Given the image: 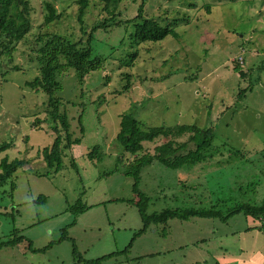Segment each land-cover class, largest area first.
I'll use <instances>...</instances> for the list:
<instances>
[{
  "label": "rangeland",
  "instance_id": "374dc122",
  "mask_svg": "<svg viewBox=\"0 0 264 264\" xmlns=\"http://www.w3.org/2000/svg\"><path fill=\"white\" fill-rule=\"evenodd\" d=\"M44 1L53 3L58 20L44 24ZM29 2L30 31L0 68V143L11 144L0 159L26 160L0 187V241L15 230L38 250L23 241L3 246L0 264H85L110 253L115 255L100 264H264V217L174 218L133 238L142 226L134 177L125 173L133 155L115 141L120 115L129 111L146 128L173 127L174 141L188 138L178 125L213 128L206 162L173 169L154 161L142 168L137 189L149 198L147 213L212 205L226 212L242 202L259 204L264 0H145L144 15L177 33L158 42L133 41V24L124 23L137 15L141 0H122L114 16L91 0L81 19L75 0ZM110 17L111 24L96 30L91 42L104 57L101 68L82 80L73 70L58 77L59 111L79 143L65 151L62 169L54 172L41 156L54 139L43 120L47 94L26 85L39 73L38 38L58 34L84 44L91 27ZM167 139L143 142L141 153L152 155ZM94 147L104 154L101 160L87 158ZM40 196L44 200L35 202ZM75 206L80 211L74 215Z\"/></svg>",
  "mask_w": 264,
  "mask_h": 264
},
{
  "label": "trees",
  "instance_id": "16d2710c",
  "mask_svg": "<svg viewBox=\"0 0 264 264\" xmlns=\"http://www.w3.org/2000/svg\"><path fill=\"white\" fill-rule=\"evenodd\" d=\"M75 1L78 6V18L81 19L91 0ZM95 1L103 5V10L107 14L114 16L115 10L122 0ZM144 2L145 0H141L135 17L124 21V23L133 24L134 31L131 34L133 41L158 42L162 41L168 35L176 38L177 33L173 27L162 25L157 20L144 15ZM43 5L45 10L43 15L44 24H49L59 19L60 14L57 12L53 3L44 1ZM205 6L208 11L209 5L206 4ZM30 10L29 0H0V68L4 63L3 58H11L16 50L17 43L23 40L29 33L31 27ZM111 17L101 23L93 25L87 38L84 40V44L82 39L71 41L69 38L58 34H46L38 38V41L41 42L38 51L40 63L39 73L32 80L27 81L26 85L35 90H43L47 94L45 117L43 120L53 132L54 139L49 146H44L41 149V156L46 167L52 169L54 172L62 169V157L65 151L69 150L72 144L79 143V139H72L69 133L70 124L67 115L59 111L60 98L54 95L56 89L59 87L58 77L67 73L69 70H73L78 79L82 80L86 74L92 71H98L101 68L104 57L94 53L91 42L93 40V33L96 30L111 24L110 22L113 20ZM122 22L117 23V25L122 24ZM129 63L130 61L126 64ZM240 76H243L241 71ZM176 127L179 133H188L186 141L179 142L169 138L174 133L173 127L156 126L146 128L134 117L133 112L129 111L120 115L119 129L115 135V141H117L124 152L133 155V160L126 167L125 173H130L134 177L133 192L138 196L135 199V206L138 209L142 222L141 228L133 234V238L145 232L150 225H162L165 227L168 221L174 218L187 220L190 217H216L224 222L232 215L239 213H242L246 217H252L253 219L263 218L264 199L259 204L249 202L235 204L227 209L226 212H223L213 205L208 208H163L162 210L151 213L146 212L149 198L145 194L138 192L137 189V180L143 167L156 161L167 168L176 169L183 165L206 162L210 158L209 152L214 137V131L211 126L199 127L194 124H182ZM80 131L83 132V127H80ZM159 137L168 139L156 145L152 155L141 153L144 149L143 142L153 141ZM189 143H192L193 148H191L192 146L189 147ZM10 146L11 144L7 141L1 142L0 152L6 151ZM86 156L91 160H101L104 154L99 151L98 147H94ZM25 162L26 160L23 158L9 160L4 155L0 159V187L6 184ZM71 163L75 167L74 162L72 161ZM11 187H13V184H11ZM41 200H44V197L40 196L36 198L35 202H40ZM70 210L75 211L74 215L80 211L77 206L70 208ZM6 214L9 215V213ZM63 238H67L66 230ZM69 240L73 245V254L81 259L74 246V241L72 239ZM132 240L123 252L127 251L131 246ZM22 241L27 242V249L33 251L38 250L32 248L31 241L19 235L18 231L15 230L12 233V237L0 241V248L3 246H14ZM52 244L53 242H50L43 249H39V251L45 250ZM114 255L115 253L103 255L96 259L87 260L85 264H100L103 260L111 258Z\"/></svg>",
  "mask_w": 264,
  "mask_h": 264
}]
</instances>
